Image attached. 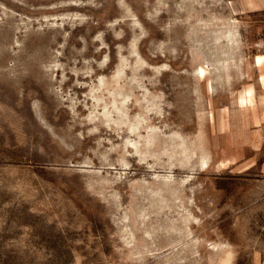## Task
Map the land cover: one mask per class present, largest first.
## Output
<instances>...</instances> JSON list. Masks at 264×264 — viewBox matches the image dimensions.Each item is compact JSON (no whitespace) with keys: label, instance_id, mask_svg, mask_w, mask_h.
<instances>
[{"label":"rangeland","instance_id":"rangeland-1","mask_svg":"<svg viewBox=\"0 0 264 264\" xmlns=\"http://www.w3.org/2000/svg\"><path fill=\"white\" fill-rule=\"evenodd\" d=\"M263 74L264 0H0V264H264Z\"/></svg>","mask_w":264,"mask_h":264},{"label":"bare ground","instance_id":"bare-ground-1","mask_svg":"<svg viewBox=\"0 0 264 264\" xmlns=\"http://www.w3.org/2000/svg\"><path fill=\"white\" fill-rule=\"evenodd\" d=\"M261 56H262V55H261ZM262 58H263V57H260V56H259V57L257 58V62H260V61L262 60ZM262 78H263V82H264V74L262 75Z\"/></svg>","mask_w":264,"mask_h":264}]
</instances>
